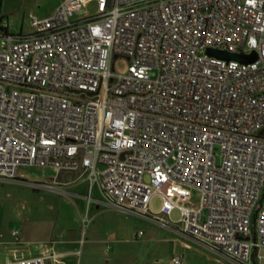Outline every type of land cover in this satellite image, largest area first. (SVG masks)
I'll return each instance as SVG.
<instances>
[{
	"label": "built area",
	"instance_id": "2783aa9c",
	"mask_svg": "<svg viewBox=\"0 0 264 264\" xmlns=\"http://www.w3.org/2000/svg\"><path fill=\"white\" fill-rule=\"evenodd\" d=\"M89 1L99 7L90 16ZM1 23L0 179L36 165L55 170L62 186L60 173L81 167L87 205L97 184L115 210L158 220L150 211L158 195L160 214L180 211L181 234L238 264L259 258L264 0H58L49 16H30L25 35ZM207 49L256 59L224 60ZM118 57L129 62L124 75L114 73ZM176 187L185 196L198 191V208L177 203L168 192Z\"/></svg>",
	"mask_w": 264,
	"mask_h": 264
},
{
	"label": "rangeland",
	"instance_id": "374dc122",
	"mask_svg": "<svg viewBox=\"0 0 264 264\" xmlns=\"http://www.w3.org/2000/svg\"><path fill=\"white\" fill-rule=\"evenodd\" d=\"M56 3L57 0H0V16L12 22L10 31L18 33L21 30L22 34H27L31 30L30 16L46 17L52 13ZM83 9L90 16L96 14L99 7L96 2L89 1ZM128 65V60L118 57L114 60V73L126 74ZM55 176L52 168L29 165L18 170L16 179H0V233L8 237L14 229L29 235L52 228L77 230L82 240L78 250L83 251L84 259L90 252L91 264H104L106 257L98 252L105 245H110L111 253L119 256L120 264H171L172 255H182L181 264H238L200 238L181 234L178 231L181 214L177 208L167 219L126 215L104 204L97 184L93 186L91 197L93 201H103L100 202L101 210H106L97 213L92 201L88 213L90 222L88 227L84 226L81 218L86 211L87 182L79 178L74 184L64 187L53 183ZM144 181H148L147 176ZM33 183L54 184V188L36 189L31 185ZM60 190H65L67 194H60ZM168 192L179 204L193 208L199 206L200 195L196 190L190 196H185L178 187L169 188ZM161 203L160 196H153L151 213L159 214ZM115 237L120 243L113 247L111 241ZM258 256L248 264H264V247L258 250Z\"/></svg>",
	"mask_w": 264,
	"mask_h": 264
},
{
	"label": "crops",
	"instance_id": "0c3cea01",
	"mask_svg": "<svg viewBox=\"0 0 264 264\" xmlns=\"http://www.w3.org/2000/svg\"><path fill=\"white\" fill-rule=\"evenodd\" d=\"M57 3H58V0H57ZM3 20H8V19H3ZM8 22H9L7 26L8 33H11L15 36L25 35L21 33V30H19L18 33H14L10 31L12 22L10 20H8ZM1 25L2 23L0 22V26ZM24 167L26 166H23L20 168H24ZM58 179L61 183H65V185H62L64 187L74 184L76 181V180H70L69 176L61 177L59 175ZM91 192H90V196H91ZM92 201H93V198L91 199L90 203ZM100 202L101 201L99 200H94L92 203L95 209L97 210V213H99L100 211L103 212L106 210V209L101 210L100 204L103 203V201L101 203ZM90 203L89 205H87L86 203L85 215L82 216L81 218L82 225L84 226H87L90 222L88 219ZM104 204L106 206L108 205L106 202ZM108 208H112V207H108ZM158 215L164 219H167L169 217V216H165L160 213ZM85 216L88 220V224L86 225L84 224V221H83ZM179 230L180 228L178 226V231ZM80 235L81 233H79L77 230L70 231L69 229L67 230L64 228L59 229V230L58 229L55 230L54 228H52L51 230H48L45 232L38 230L35 233H32V235H29L23 230H19L17 237L13 235V230L8 237H5L3 233H0V264H2L6 258H13V257L29 258V257H35L38 255H41L44 252H55L59 254V257L57 259L50 258L45 262V264H91L90 263V252L86 254V257L84 259L83 251L78 250L80 242H82ZM111 242L113 243V247H114V244L120 243V241L116 237L112 239ZM111 251L112 249L110 245H105V247H103L102 249L100 248V251L98 252L99 255H101L102 257H106V260L103 261L104 264H120V259H118L119 256L113 252L111 253Z\"/></svg>",
	"mask_w": 264,
	"mask_h": 264
},
{
	"label": "water",
	"instance_id": "95a60500",
	"mask_svg": "<svg viewBox=\"0 0 264 264\" xmlns=\"http://www.w3.org/2000/svg\"><path fill=\"white\" fill-rule=\"evenodd\" d=\"M206 54L209 56L217 57L224 60H235L241 63H250L253 62L256 59V54L252 53L250 55H245L243 53L239 52H228L226 50H215V49H207ZM82 151H80V154ZM78 165L80 166V158L76 160ZM82 173V168L78 167L76 170L72 172H61V177L69 176L70 180H75L79 177V175Z\"/></svg>",
	"mask_w": 264,
	"mask_h": 264
},
{
	"label": "trees",
	"instance_id": "16d2710c",
	"mask_svg": "<svg viewBox=\"0 0 264 264\" xmlns=\"http://www.w3.org/2000/svg\"><path fill=\"white\" fill-rule=\"evenodd\" d=\"M2 17L0 16V22L2 21ZM0 30H5V28H3L2 26H0Z\"/></svg>",
	"mask_w": 264,
	"mask_h": 264
}]
</instances>
